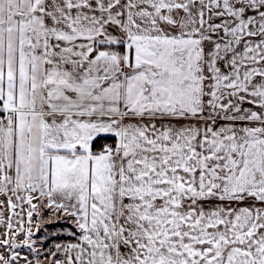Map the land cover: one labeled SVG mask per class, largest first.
<instances>
[{"label":"snow or ice","instance_id":"6c2138e0","mask_svg":"<svg viewBox=\"0 0 264 264\" xmlns=\"http://www.w3.org/2000/svg\"><path fill=\"white\" fill-rule=\"evenodd\" d=\"M0 264H264V0H0Z\"/></svg>","mask_w":264,"mask_h":264}]
</instances>
